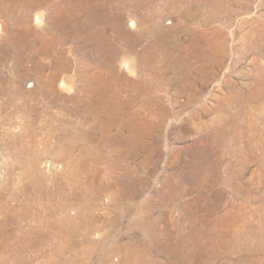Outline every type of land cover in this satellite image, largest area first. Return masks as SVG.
<instances>
[{
	"label": "rangeland",
	"instance_id": "374dc122",
	"mask_svg": "<svg viewBox=\"0 0 264 264\" xmlns=\"http://www.w3.org/2000/svg\"><path fill=\"white\" fill-rule=\"evenodd\" d=\"M43 1L0 0V264H264V0Z\"/></svg>",
	"mask_w": 264,
	"mask_h": 264
},
{
	"label": "bare ground",
	"instance_id": "6f19581e",
	"mask_svg": "<svg viewBox=\"0 0 264 264\" xmlns=\"http://www.w3.org/2000/svg\"><path fill=\"white\" fill-rule=\"evenodd\" d=\"M45 2L47 1V0H44ZM43 1V2H44ZM48 1H51V0H48ZM81 1V0H80ZM115 1V0H114ZM119 2H121V4H124V1L125 0H118ZM148 1H152V0H136V2L134 3V4H132L131 5V9H132V11L133 12H137L138 11V9H141V8H143L142 7V5H144L146 2H148ZM83 3V2H82ZM107 3V2H106ZM133 3V2H132ZM149 3V2H148ZM94 4V3H93ZM118 4V3H117ZM97 5V4H96ZM100 5V4H99ZM102 5V4H101ZM109 5V4H108ZM147 5V4H146ZM38 7H40L39 5H37ZM175 6V5H174ZM78 7H80L82 10L84 9V8H86V7H84V5H80L79 6V4H78ZM78 7H77V5L76 6H72V7H68V8H66V6L65 7H62V8H64L65 10L66 9H68V13H72V12H74V11H77L78 10ZM118 7V6H117ZM120 7H121V5H120ZM147 7V6H146ZM148 8V7H147ZM174 8V7H173ZM43 9V8H42ZM89 9V11H87L86 13H87V16L88 17H92L93 15H92V10H90V7L88 8ZM39 10V9H38ZM45 10V9H44ZM48 10V9H47ZM85 10V9H84ZM95 10V9H94ZM99 10H100V8H99ZM102 10H104V9H102ZM108 10H110V9H108ZM127 10V9H126ZM63 11V10H62ZM106 11H104V13H105ZM131 12V11H130ZM3 13V12H2ZM109 13V12H108ZM103 14V13H102ZM104 15V14H103ZM136 15V14H135ZM107 16V15H106ZM116 18V17H115ZM140 19H142V18H140ZM43 20V14L42 13H40V12H36V14H35V21H36V24H38L39 26L42 24V21ZM115 20H117V19H115ZM141 25H142V23H141V21H138ZM137 22V23H138ZM113 23V22H112ZM114 24V23H113ZM93 25V24H92ZM144 25V24H143ZM64 26H65V23H63V26L61 27V29H59V31L56 33L55 32V35H57L58 36V41L59 42H61V41H66V42H71V43H78V41L79 40H81V36H79V32H80V30H81V28L83 27V26H87L86 25V21L84 22V23H82L81 21H76V20H73L72 21V23H71V28H72V31L71 32H69L68 30H66L65 28H64ZM128 26L132 29L133 27H135L136 26V21L134 20V18L133 19H129L128 20ZM154 26V25H153ZM155 27V26H154ZM95 28V27H94ZM113 28H114V30L115 31H119V29H120V24H119V22L118 21H115V25H113ZM156 28V27H155ZM87 30H86V36H87V39L89 38L90 40H91V38H94V37H92L93 35H92V28L90 27V26H88L87 28H86ZM123 30V29H122ZM156 30V29H155ZM157 32H158V30H157ZM117 33V32H116ZM128 34V33H127ZM86 36H85V38H86ZM120 36V35H119ZM122 36V35H121ZM130 36V35H129ZM139 41V40H138ZM135 44V43H134ZM96 49V48H95ZM40 50V49H39ZM77 51H78V48L76 49ZM81 50V49H80ZM83 50V49H82ZM115 50V49H114ZM41 52H43V55H45L46 57H48L49 56V51L48 50H40ZM92 52V51H91ZM95 52V51H94ZM104 53V51H103V48L102 49H98L97 50V52H95L94 54H96V55H98V54H100V53ZM112 52H113V50H112ZM116 52V51H115ZM82 54H83V56H84V58L85 57H89V56H91V55H89V52L88 51H83L82 52ZM110 55V54H109ZM108 55V56H109ZM63 57V56H62ZM200 58L202 59V61H205V59H206V57L204 56V55H202L201 54V56H200ZM58 60H59V62H57L56 63V65L54 66V68H55V73H53V75H52V77L50 78V80H48L47 81V83H46V85H40L39 83H40V77H37V85L35 86V93L37 94V95H44L46 98H47V101H46V107L47 108H49V107H53L52 105H58V102L60 101V96L59 95H56L55 94V89H54V83H55V80L57 79V76H58V74L63 70V69H65L64 68V65H62L60 62V58H58ZM51 62V61H50ZM82 64H84L83 62H82ZM122 65V68L124 69V70H126L127 72H129L131 69H132V67H131V65L128 63V62H123V64H121ZM53 66V65H52ZM90 65H86L85 66V69L86 68H88ZM106 71H111L112 72V66H111V61H109L108 63H107V65H106ZM102 71V70H101ZM49 72H50V70H49ZM130 72H133V71H130ZM50 74V73H49ZM111 74H113V73H111ZM50 77V76H49ZM84 76L83 75H81V78H83ZM47 78V77H46ZM84 79V78H83ZM87 80V79H86ZM85 80V81H86ZM36 81V80H35ZM81 83V82H80ZM134 86V85H133ZM59 87H61V88H63V90L65 89V91L67 90H71V88L73 87V85H72V80L70 79V77L69 76H65V77H63V78H61L60 79V81H59ZM96 90V89H95ZM57 92V91H56ZM95 92V91H94ZM95 94V96L96 95H98L97 93H94ZM43 96V97H44ZM42 97V98H43ZM78 97V96H77ZM46 98H44V99H46ZM252 98V97H251ZM41 101H43V100H41ZM103 101V100H102ZM5 102V101H4ZM77 102V101H76ZM100 102V101H99ZM8 104H10V106L12 105V106H14V107H17L18 106V103H17V101H15V100H13V99H11V100H9L8 102H7ZM6 103V104H7ZM2 104V103H1ZM45 107V108H46ZM90 109L92 110V111H94L93 110V107L91 106L90 107ZM95 109V108H94ZM244 109V108H243ZM74 111H68V112H70L71 114H76L75 112H76V108L75 109H73ZM57 111V110H56ZM107 123V122H106ZM78 128V127H77ZM80 137V136H79ZM71 139H73L71 136L70 137H68L67 135H64V138L62 139V143L60 144V147H59V151H64V153H66V154H68V153H70V152H72L73 151V146H72V141H71ZM80 139V138H79ZM60 152V153H61ZM81 160V159H80ZM78 162V160L76 161V163ZM68 165L69 166H71V163H68ZM74 166V165H73ZM26 177V176H25ZM22 214V213H21ZM18 217V216H17ZM81 218V214L80 213H78V214H76L74 217H72V218H67V222H68V224H70V226L72 227V228H75L76 226H77V223H78V220ZM7 223V222H6ZM59 228V227H58ZM61 228V227H60ZM59 228V229H60ZM79 228V227H78ZM67 230V229H66ZM69 230V229H68ZM71 230V229H70ZM75 230H76V228H75ZM78 230V229H77ZM1 231V230H0ZM60 232V231H59ZM75 232V231H74ZM67 234V233H66ZM70 234V233H69ZM75 234V233H74ZM256 237V236H255ZM69 238V237H68ZM258 238V237H257Z\"/></svg>",
	"mask_w": 264,
	"mask_h": 264
}]
</instances>
